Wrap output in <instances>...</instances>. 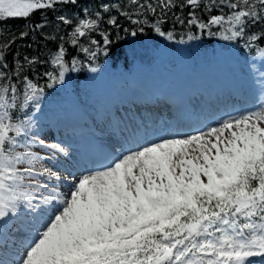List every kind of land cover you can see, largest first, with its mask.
Instances as JSON below:
<instances>
[{"label":"snow or ice","instance_id":"6c2138e0","mask_svg":"<svg viewBox=\"0 0 264 264\" xmlns=\"http://www.w3.org/2000/svg\"><path fill=\"white\" fill-rule=\"evenodd\" d=\"M75 3L0 0V21L29 18L36 11L43 16L57 5ZM97 8L78 20L56 17L72 29L69 42L92 61L101 52L107 55L113 41L107 32L100 34L102 41L90 38L88 46H81L80 38L91 37L104 14H109L107 25L119 28L113 10L133 24L148 23L134 17H155L152 30L169 41L176 36L162 24L171 18L174 26L201 35L240 41L249 49L257 45L256 54L264 57L259 46L264 0H100ZM47 23L42 19L29 31L42 35ZM29 31L0 38V249L15 253L12 260L0 257V264H264V79L254 107L225 114L204 128L151 138L131 133L127 147L69 179L44 169L45 157L33 150L38 147L52 160L66 156L67 148L46 143L39 130L33 131L31 116L16 115L30 102L38 108L44 94V87L25 74L24 65L35 64V57L8 59L15 39ZM187 38L198 37L189 33ZM65 57L63 46L52 54L50 63L59 73L45 71L47 87L76 70L78 61L73 58L69 69Z\"/></svg>","mask_w":264,"mask_h":264},{"label":"rangeland","instance_id":"374dc122","mask_svg":"<svg viewBox=\"0 0 264 264\" xmlns=\"http://www.w3.org/2000/svg\"><path fill=\"white\" fill-rule=\"evenodd\" d=\"M223 56L227 59L225 63L221 60ZM228 62L231 66L235 67L236 64L243 63L247 65L250 60H243L235 49L225 51L220 49L218 45L202 50L198 56H190L183 43H175L173 48L165 46L156 47L153 52V60L150 64L138 66L131 71L121 68L111 69L108 65L96 70L94 73L91 71L90 77L80 83L77 91H69L66 83L63 81V83H59L56 87L57 95L55 97L52 98L48 94L44 98L46 107L49 110V118H46L42 114V109L39 107H36L31 117L35 122L33 131L39 130L40 137L46 143L59 142L63 144L67 148L68 154L66 156L64 154H57L55 159L50 160L48 158L49 153L38 149V147H34L33 150L42 152V156L45 157L41 162L44 169L57 172L62 177H68L69 179L72 176L79 177L85 174L87 170H85L81 158L78 154H75V149L73 150L68 147V142H70L68 136L63 134L60 125L51 126L56 120L53 114H63L65 117L63 122L73 119H99L104 108H107L109 105L115 107V102L122 99L125 94L124 84L128 80L137 79L138 81L139 79L144 83L143 88L147 91H150L151 87L159 88L163 92L181 91L190 108L200 103L203 106L202 103L206 104L209 99V105L206 107L208 109L207 112H209V108L215 100L212 97L213 93L221 91L219 93L224 94L225 90L229 91L231 88L243 89L249 86L245 91L248 102L243 104L244 109L241 111L250 109L252 107L247 108L248 103L252 102L254 97H256L257 101V93L262 94L261 84L259 83L264 79V69L259 70L258 74L255 73L258 78V81H255L253 79L254 73L249 69L244 73L240 71L235 73L228 66ZM259 66L264 68V62L260 63ZM140 71L142 74L139 78L137 77V72L139 73ZM235 75H237V80H235ZM99 83L103 87H100ZM128 83H131V81H128ZM199 92L202 94H199ZM252 92L254 95H251ZM189 93L198 94H191L193 96H190ZM204 93L209 95L207 100L204 97ZM228 101L230 100L224 99L218 103L225 105ZM212 109L214 111L217 108L214 106ZM92 111L94 113L91 115ZM147 112H150V109ZM201 112H203V108ZM124 116L128 118L129 114L126 113ZM143 116L146 118L148 113L145 112ZM105 127L106 125L103 122L99 129L96 128V130L101 132L99 136L95 137L92 135L90 137L89 135V141L94 149L99 147L109 150L111 147H116L112 145V141L108 139V135L104 136V133H108L111 136L110 131L106 130ZM151 129L153 130V127ZM137 131H139V128H137ZM153 132L156 133L155 131ZM148 136L151 137V135ZM117 148L121 149V145L117 144ZM39 166L38 164L37 167ZM12 251L11 248L8 250L0 249V257H7L6 259L12 260L10 258ZM2 253L3 255H1Z\"/></svg>","mask_w":264,"mask_h":264},{"label":"trees","instance_id":"16d2710c","mask_svg":"<svg viewBox=\"0 0 264 264\" xmlns=\"http://www.w3.org/2000/svg\"><path fill=\"white\" fill-rule=\"evenodd\" d=\"M117 3H124L125 0H115ZM100 0H76L75 4L57 5L56 10H48L42 13L40 11L34 12L29 18H8L0 21V38L11 39L14 35L19 36L21 31H29V28L34 23L41 22L42 19L48 21L43 29V34L39 32L29 31V35L23 39H15V42L11 45L8 59L11 61L17 55L23 62V57L27 56L30 60L35 57L37 62L31 66L25 64V74L34 81L38 82L40 86L44 87V94L54 90L52 87H47L48 78L44 76L45 71H53L54 75L58 76L59 70L55 69L54 65H51V56L60 46H63L66 50V63L71 69L73 58L78 61L75 71L69 70L65 73V77L69 80L73 87H77L79 81L86 78L89 74V68L93 66L101 65L102 62L107 61L112 66L116 67L121 64L125 68H131L137 63H148L152 59V53L155 47L163 44L168 47H172L174 42H180L181 37L184 38V43L191 52H196L205 46L214 45L219 43L223 49H229L232 45L239 48L243 54H251L256 52L257 45L252 48H246L242 46L240 41H227L218 36H209L207 34L201 35L195 28H184L179 24L173 25L172 19H168L162 24V29L165 31H173L176 38L169 41L165 37H161L156 34L151 25L154 22L155 17H134L136 19H148L147 24H133L131 20L117 15L113 10L110 15H116L119 28H114L106 24V20L109 14H104V22L91 37L80 38L81 46H88L90 38H96L102 41V32H107L110 39L113 41V46L110 48L109 53L106 55L103 52L99 53L94 61L86 58L83 52L78 51L76 46H73L68 40V34L72 29L61 22L57 21L58 15H66L74 20H78L89 13L94 14L98 8L97 5ZM87 10V12H85ZM128 10L132 11V6L129 4ZM176 11H179L178 9ZM187 9L184 10L186 15ZM143 27V32L138 29ZM127 30V31H125ZM215 30V29H214ZM132 31H136V35H131ZM191 33L198 38L188 40V35ZM63 37V40L60 39ZM259 46H264V41L259 42ZM43 94V95H44ZM41 99L39 103H41ZM19 102L23 103L22 89L20 90ZM32 102L25 108L16 112L18 118L23 119L24 115H29L32 109ZM16 111V110H14Z\"/></svg>","mask_w":264,"mask_h":264},{"label":"bare ground","instance_id":"6f19581e","mask_svg":"<svg viewBox=\"0 0 264 264\" xmlns=\"http://www.w3.org/2000/svg\"><path fill=\"white\" fill-rule=\"evenodd\" d=\"M221 60L225 63L226 61H227V59L223 56V57H221ZM233 65V64H232ZM228 66H230L233 70H234V72L236 73L237 71H240L241 73H244V72H246V70L247 69H249L252 73H254V75H253V79L255 80V81H258V78L256 77V75H255V73H257L258 74V69H257V67L253 64V60H251L247 65H245V64H236V66L235 67H233V66H231V64L228 62ZM239 75H241L240 73H239ZM235 77V80H237V75H235L234 76ZM248 83V82H247ZM259 83V82H258ZM249 84V83H248ZM259 84H261V83H259ZM247 88H249V86H247ZM246 87L244 88V90H246L247 89ZM259 98H260V96H258ZM208 102H206V104H207ZM201 104V103H200ZM196 105L195 107H192V108H194L193 109V111L191 112V115L193 116V117H197V114H198V112H200V111H202V108H203V106H201V105ZM195 111H198V112H195ZM240 110H239V106H236V108H235V110L233 111V113H234V115L237 113V112H239ZM205 115V114H204ZM208 114H206L205 116H207ZM224 117V116H223ZM222 119V118H221ZM212 124V123H211ZM167 126V125H166ZM154 128L156 129V130H158L159 128H158V126L157 125H155L154 126ZM164 128V127H163ZM160 133H162V130H161V132ZM107 134V133H106ZM150 134V133H149ZM112 141V145L113 146H116L117 147V144H119V142L121 141V139H117V138H115V139H112L111 140ZM13 258H14V255H13Z\"/></svg>","mask_w":264,"mask_h":264}]
</instances>
